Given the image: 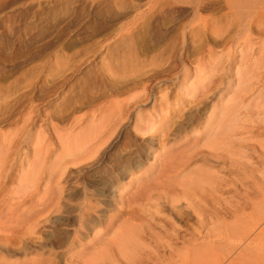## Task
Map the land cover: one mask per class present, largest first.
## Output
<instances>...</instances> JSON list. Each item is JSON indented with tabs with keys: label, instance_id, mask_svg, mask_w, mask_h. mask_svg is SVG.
<instances>
[{
	"label": "rangeland",
	"instance_id": "rangeland-1",
	"mask_svg": "<svg viewBox=\"0 0 264 264\" xmlns=\"http://www.w3.org/2000/svg\"><path fill=\"white\" fill-rule=\"evenodd\" d=\"M196 12L220 33L183 36ZM231 18L225 0H0V264H66L41 248L76 227L74 189L105 221L72 264L131 227L146 264H264V23Z\"/></svg>",
	"mask_w": 264,
	"mask_h": 264
},
{
	"label": "bare ground",
	"instance_id": "bare-ground-1",
	"mask_svg": "<svg viewBox=\"0 0 264 264\" xmlns=\"http://www.w3.org/2000/svg\"><path fill=\"white\" fill-rule=\"evenodd\" d=\"M225 3H226L227 7L229 8V10L231 11V14H232V18L230 20H227V22H226L227 24L225 23L227 25V27H229L232 24H237L241 28H243L242 30H246V32H247L250 30L252 25L258 26V25H261L262 23H264V0H225ZM192 4H193V2H192ZM200 8L201 7H199V9ZM197 11H198V9H197ZM227 18H229V17H227ZM218 23H219V21L217 19H212L210 17H204L201 15V13L199 14L198 12H196L194 14L193 19L190 22V24L187 27H185V26L183 27V32L181 34L183 36L187 35V32L185 30L188 27H189V34L192 35V37H194V38L200 37V35L206 30H212V31H214V34H217V33H220V30H221V29L219 30V28L217 26ZM240 31H239V33H240ZM243 32L241 34H244ZM246 32H245V35H246ZM242 38L243 37H241V39ZM249 48H250V46H249ZM241 53H244V52L241 51ZM209 55H212V56L215 55L216 56V53L209 51ZM120 119H121V116H120ZM100 127L102 128V126H100ZM103 129H104V127H103ZM231 133L233 134L234 132H231ZM86 135H87L86 131L84 129H81V131L79 132V137H80L79 141L81 142V146H83V144L86 142ZM103 138H104V140L101 143L99 141L100 145H103L104 143H106L105 140L108 141L107 138H105V137H103ZM94 148H97V146L94 145ZM146 149H148V148H146ZM92 150L94 152L95 149H92ZM97 151H98V149H97ZM123 168L126 169L125 165L123 166ZM107 170H109V169H107ZM119 172H120L119 175L123 176L125 170H123L121 168V170H119ZM106 173H108V171ZM112 173H114V172H112ZM106 175L104 177L107 178ZM0 176H1V171H0ZM103 181H104L105 186L111 185L114 183V180L109 179V178L107 180L103 179ZM34 183L35 182L33 181V183L29 186H25V187L20 186L18 188L17 196L15 197L17 200H19V202L16 203L17 207L22 201H25V204H26L27 201L31 202L33 200L34 193L38 189V186ZM84 190H85V188H84ZM65 192L68 193V190L65 189ZM79 197H80V193H79L78 189H74L73 191L70 192V194L68 193L67 201H65V203H61V207H60V209H62L63 212H65L66 214L69 215L68 216V221H69L68 225L76 224V227L74 229H71V230L67 229L66 231H54V232H52L51 243L49 245H45V246L43 244L44 247L42 246V248H41L42 250L43 249H47V250L55 249V250L63 251L64 255L66 256V258H64V263H66V264H72L69 260L74 258L77 255L80 256L83 253V251L86 249L87 243H86L85 237L92 229L96 230V231H94V237L101 235L100 234L102 232L101 230L104 229L105 219H104V214L102 213L103 211H101V209L103 207H105V205L102 204L103 206H101L98 204L96 205L94 203H91V202L87 201L85 197L83 199V196H81L83 199L81 201L80 199H78ZM76 199H78L80 201H78V200L76 201ZM74 202H76L78 204L77 210H75V208L71 205V203H74ZM20 208H22V206H20ZM23 211L25 212L26 208L25 209L23 208ZM55 221L56 220H53L51 218H47L43 221V227L52 226V224H54ZM106 229H107V227H106ZM139 232L140 231L137 228L131 227L130 229L125 230L123 233L115 234L113 236L111 247L109 250H107L106 247H102L103 248L102 249V248H100V245H97L99 247H97V246L95 248L92 247L93 248V251L91 250L92 252L91 251L89 252L87 250L88 252H86V253H88V254L85 253L86 256H85V254H83L84 255V257L82 256L83 260L85 261L86 264H146L147 261L151 262V260H152L151 257L154 255V253H152L149 249L144 248V245L142 243L143 242V235ZM34 238L39 239V237H36L34 235L33 237H31V236L28 238L25 237V239L19 240L18 243L19 244L21 243V244L20 245L17 244L16 245L17 248L13 247L15 245L12 246L14 248V251H20L23 254L28 253V251H30L32 248L31 242L35 241ZM246 238H248V237H245V239ZM102 241H105V240L102 239ZM46 243H47V241H46ZM107 246H108V244H107ZM37 248H38V246H37ZM35 261H37V260H35Z\"/></svg>",
	"mask_w": 264,
	"mask_h": 264
}]
</instances>
